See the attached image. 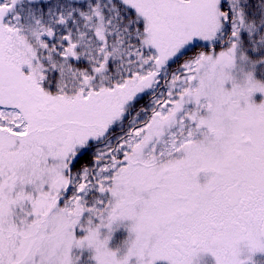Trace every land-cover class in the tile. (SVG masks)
I'll return each mask as SVG.
<instances>
[{"label": "snow or ice", "instance_id": "obj_1", "mask_svg": "<svg viewBox=\"0 0 264 264\" xmlns=\"http://www.w3.org/2000/svg\"><path fill=\"white\" fill-rule=\"evenodd\" d=\"M205 253L264 264V0H0V264Z\"/></svg>", "mask_w": 264, "mask_h": 264}, {"label": "rangeland", "instance_id": "obj_2", "mask_svg": "<svg viewBox=\"0 0 264 264\" xmlns=\"http://www.w3.org/2000/svg\"><path fill=\"white\" fill-rule=\"evenodd\" d=\"M127 236H128V233H127L126 230L123 233L120 232L118 235L115 233L114 234V237L112 238V240L109 243V246L112 247V248H115ZM73 251L75 252L76 250H73ZM253 259L255 261H264V255L257 253V254L254 255ZM156 264H168V262L167 261H157ZM199 264H215V261H214V258L211 257L210 254L205 253V254H201L200 255V257H199Z\"/></svg>", "mask_w": 264, "mask_h": 264}, {"label": "flooded vegetation", "instance_id": "obj_3", "mask_svg": "<svg viewBox=\"0 0 264 264\" xmlns=\"http://www.w3.org/2000/svg\"><path fill=\"white\" fill-rule=\"evenodd\" d=\"M254 98H255V100L259 101V99H260L259 94H256V95L254 96ZM120 232L123 233V232H125V230H124V229H120V230H118V231L116 232V234L118 235Z\"/></svg>", "mask_w": 264, "mask_h": 264}, {"label": "trees", "instance_id": "obj_4", "mask_svg": "<svg viewBox=\"0 0 264 264\" xmlns=\"http://www.w3.org/2000/svg\"><path fill=\"white\" fill-rule=\"evenodd\" d=\"M183 59V58H182Z\"/></svg>", "mask_w": 264, "mask_h": 264}]
</instances>
